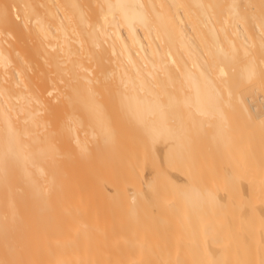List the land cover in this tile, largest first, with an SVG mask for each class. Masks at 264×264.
<instances>
[{
  "label": "bare ground",
  "instance_id": "obj_1",
  "mask_svg": "<svg viewBox=\"0 0 264 264\" xmlns=\"http://www.w3.org/2000/svg\"><path fill=\"white\" fill-rule=\"evenodd\" d=\"M260 66L264 0H0V264H264Z\"/></svg>",
  "mask_w": 264,
  "mask_h": 264
},
{
  "label": "rangeland",
  "instance_id": "obj_2",
  "mask_svg": "<svg viewBox=\"0 0 264 264\" xmlns=\"http://www.w3.org/2000/svg\"><path fill=\"white\" fill-rule=\"evenodd\" d=\"M239 4L240 5H243V3L242 2H239ZM187 62V61H186ZM259 69H261V70H264V67L262 66H260L259 67ZM232 70H234L235 71V69L234 68H232ZM93 247V248H92ZM100 246H90V248L92 249H90L88 246L87 247H84V248H88L87 250H82L83 248L82 247H77L76 249H72V248H74V247H69L70 249H68L67 250V248L68 247H66V249H65V247H63L62 249H63V252L65 253V255H64V253L62 252V249L60 248H54V249H56V250H54V249H49V250H34V252L33 251H27L26 252V255H25V252H21V258L24 256H26V257H28V256H31V258H33V260H31V261H27V262H29V264H30V262H31V264H45V263H47V264H102L104 261V259L106 258V256L104 255L105 253V251L104 252H100L101 250H103V248H99ZM104 247V246H103ZM108 246H106L105 248L106 249H110L109 251L110 252H107V254L109 253L110 255H107V257L108 256H111V257H113L114 258V255L115 256H119V258H120V255L121 254H123V253H113V252H115L114 250H111V248L112 247H110V248H107ZM104 248V249H105ZM78 249H80V250H78ZM89 249H90V251H89ZM99 249H101V250H99ZM113 249V248H112ZM115 249V248H114ZM77 250V251H76ZM96 250V251H95ZM116 250H118V249H116ZM123 249H121V252H124V251H122ZM125 250V252H126V255L128 254L127 253V249H124ZM69 251V252H68ZM73 251V252H72ZM131 250H129L128 252H130ZM30 252V253H29ZM33 254H32V253ZM52 254H51V253ZM116 252H120L119 250L118 251H116ZM36 253V254H35ZM104 253V254H103ZM130 253H132V251L130 252ZM19 254V253H18ZM28 254H30V255H28ZM55 254H58V255H55ZM119 254V255H118ZM134 254V253H133ZM133 254H131V255H133ZM124 255V254H123ZM125 255V256H126ZM33 256V257H32ZM36 256H39V258H37ZM62 256V257H61ZM63 256H64V258H63ZM75 256V257H74ZM129 256V255H128ZM55 257V258H54ZM37 258V259H36ZM42 258V259H41ZM60 258V259H59ZM112 258V259H113ZM131 258L132 259H134V256H131ZM109 259V258H108ZM57 260H58V262H57ZM60 260V261H59ZM114 260H115V258H114ZM34 261V262H33ZM109 261H110V259H109ZM113 261V260H112ZM120 261V260H119ZM122 261V260H121ZM44 262V263H43ZM106 262V261H105ZM144 262H146V261H144ZM133 264L134 263V261H132V260H129L128 259V261L126 262V264ZM138 263H142V261L140 260V261H138ZM148 264H150L149 262H147ZM106 264H107V262H106ZM123 264H125V262L123 263ZM135 264H137V262L135 261ZM146 264V263H145Z\"/></svg>",
  "mask_w": 264,
  "mask_h": 264
}]
</instances>
